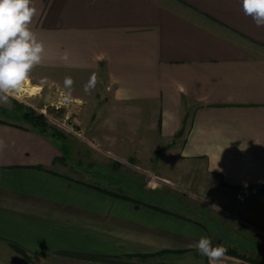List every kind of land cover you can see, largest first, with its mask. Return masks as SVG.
Here are the masks:
<instances>
[{
    "label": "crops",
    "instance_id": "obj_1",
    "mask_svg": "<svg viewBox=\"0 0 264 264\" xmlns=\"http://www.w3.org/2000/svg\"><path fill=\"white\" fill-rule=\"evenodd\" d=\"M33 4L30 27L46 49L38 66L68 70L74 83L97 75L72 98L106 102L87 127L100 150L144 166L166 148L228 185L264 187V27L241 0ZM0 140V264H26L14 246L40 264H209L194 247L201 236L241 249L218 264H264L257 216L236 245L228 231L144 199L154 189L134 196L96 183L25 121L0 119Z\"/></svg>",
    "mask_w": 264,
    "mask_h": 264
},
{
    "label": "rangeland",
    "instance_id": "obj_2",
    "mask_svg": "<svg viewBox=\"0 0 264 264\" xmlns=\"http://www.w3.org/2000/svg\"><path fill=\"white\" fill-rule=\"evenodd\" d=\"M39 66L33 69L27 81L31 84L28 90H20L6 104L0 102V119L24 122V110H33L43 116L49 131L55 133L53 139L63 146L64 157L61 161L69 165V158L72 159L69 153L72 152L74 155H70L73 157L71 163L76 166L77 162H83L82 171L90 174L91 180L96 183L134 196L154 189V194L144 199L200 220L210 228H218L223 232L226 230L232 240L237 239L234 242L236 245L246 236L241 229H249L247 223L253 222V216H257L256 223L262 227L264 237V197L256 191L263 189V186L228 185L221 176L210 173L203 163L180 159L171 151L167 152L166 148L157 151L148 164H143L148 170L135 164L132 159L121 161L111 152L100 150L99 144L89 140L87 127L89 119L99 117L97 114L103 110L106 102L73 100V94L90 93L84 91L88 79L87 82L80 78L76 80L77 83L70 90L71 97H67L69 89L64 86V78H72L69 71ZM101 78H104L103 73ZM74 174L89 178L83 172ZM258 236L251 234L249 237ZM221 243H224L222 239L212 241L213 247ZM222 246L228 248L225 254L239 255L237 251H241L239 247L237 250L228 245ZM24 259L26 264H40L39 260L28 254Z\"/></svg>",
    "mask_w": 264,
    "mask_h": 264
},
{
    "label": "clouds",
    "instance_id": "obj_3",
    "mask_svg": "<svg viewBox=\"0 0 264 264\" xmlns=\"http://www.w3.org/2000/svg\"><path fill=\"white\" fill-rule=\"evenodd\" d=\"M241 4L244 14L250 16L257 27H264V0H241ZM37 14L33 0H0V102L5 104L10 97L15 98L30 80L33 69L45 59V44L30 27ZM68 58L67 52L61 56L64 61ZM96 82L97 75L93 73L84 91L90 92ZM73 84L71 77L64 78L69 98ZM5 146L0 140V150ZM194 247L208 258L209 264H218L226 252L222 245L213 247L212 240L206 236H201Z\"/></svg>",
    "mask_w": 264,
    "mask_h": 264
},
{
    "label": "trees",
    "instance_id": "obj_4",
    "mask_svg": "<svg viewBox=\"0 0 264 264\" xmlns=\"http://www.w3.org/2000/svg\"><path fill=\"white\" fill-rule=\"evenodd\" d=\"M23 109V108H22ZM23 118L24 121L29 123L31 125V127L37 131L38 133L45 135V136H50V137H54L55 133L54 132H50L47 123L44 121L43 116H39L38 114H36L33 110H24L23 112ZM186 122V119L184 120V124ZM184 133V125L183 128L179 131V133L176 135V137L182 136ZM50 134V135H49ZM14 248H16V250L23 256H26L27 253L20 247L14 246ZM105 261H115L114 258L113 259H105Z\"/></svg>",
    "mask_w": 264,
    "mask_h": 264
},
{
    "label": "bare ground",
    "instance_id": "obj_5",
    "mask_svg": "<svg viewBox=\"0 0 264 264\" xmlns=\"http://www.w3.org/2000/svg\"><path fill=\"white\" fill-rule=\"evenodd\" d=\"M31 87V84L29 83V82H26L23 86H22V88H21V90H28L29 88Z\"/></svg>",
    "mask_w": 264,
    "mask_h": 264
}]
</instances>
